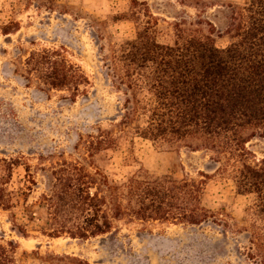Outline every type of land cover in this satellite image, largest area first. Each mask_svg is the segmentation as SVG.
I'll use <instances>...</instances> for the list:
<instances>
[{
  "label": "trees",
  "instance_id": "obj_1",
  "mask_svg": "<svg viewBox=\"0 0 264 264\" xmlns=\"http://www.w3.org/2000/svg\"><path fill=\"white\" fill-rule=\"evenodd\" d=\"M21 1L50 12L57 0ZM166 1L195 12L175 17L172 45L157 41L158 18L147 3L131 0L135 38L101 53L112 88L123 95L122 116L114 126L124 128L143 118L134 132L142 140L166 149L206 153L218 165L217 171L233 183L236 194L251 198L244 230L246 257L264 264V159L256 160L247 148L252 139H264V0H248L244 7L229 5L220 32L203 17L206 0ZM16 24L9 22L0 32L8 35ZM225 35L230 43L217 47L215 37ZM14 72L27 84L64 92L71 100L86 95L90 85L61 47L30 51ZM116 147L114 130L97 125L77 134L73 146L77 159H61L47 168L46 186L39 196L49 228L43 231L45 236L86 241L110 233L120 221L182 226L221 221L202 204L201 180L175 181L145 170L124 180H110L94 157ZM18 165L0 159V209L4 211L14 207L7 186ZM25 171L26 181L35 185L29 166ZM15 250L12 242L0 244V264H14ZM44 262L89 264L65 254L47 255Z\"/></svg>",
  "mask_w": 264,
  "mask_h": 264
},
{
  "label": "rangeland",
  "instance_id": "obj_2",
  "mask_svg": "<svg viewBox=\"0 0 264 264\" xmlns=\"http://www.w3.org/2000/svg\"><path fill=\"white\" fill-rule=\"evenodd\" d=\"M139 1H145L158 18L156 39L161 44L174 43L175 17L195 14L166 0ZM206 2L203 17L220 32L228 6L244 7L248 0ZM133 11L131 0H57L50 12L21 0H0V27L17 23L10 34L0 32V159L19 163L7 186L14 207L0 209V244L14 243V264H46L47 255L62 254L89 264H262L246 257L244 230L251 198L237 195L233 183L217 171L218 165L206 153L166 149L142 140L134 132L143 118L124 128L114 126L122 116L123 95L112 88L101 53L135 38ZM214 40L219 48L230 43L226 35ZM60 47L90 82L87 94L74 100L64 92L42 91L14 72L30 51ZM97 125L113 129L118 140V147L94 157L110 180H124L138 170L175 181L201 180L202 204L221 221L199 226L120 221L110 233L86 241L45 236L43 231L49 228L39 196L48 169L61 159H77L73 150L77 134ZM247 148L256 160L264 159V139H252ZM26 166L35 185L25 179Z\"/></svg>",
  "mask_w": 264,
  "mask_h": 264
}]
</instances>
